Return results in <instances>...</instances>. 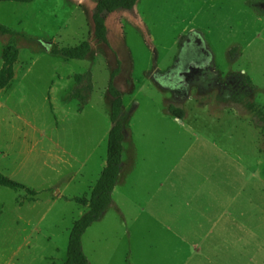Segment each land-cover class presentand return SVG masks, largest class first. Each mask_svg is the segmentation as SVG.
Masks as SVG:
<instances>
[{
    "label": "rangeland",
    "instance_id": "374dc122",
    "mask_svg": "<svg viewBox=\"0 0 264 264\" xmlns=\"http://www.w3.org/2000/svg\"><path fill=\"white\" fill-rule=\"evenodd\" d=\"M97 1L0 0V22L17 30L0 32V68L4 46L19 48L15 77L0 88V168L39 191L22 204L25 190L0 187V264L67 258L71 227L107 159L117 67L124 145L136 163L130 186L83 235L90 264H264V165L255 163L264 135L247 104L264 110V0H138L106 12L109 44L95 38ZM85 39L86 58L53 51ZM88 70L94 88L84 103L73 91ZM179 71L184 83L173 81ZM189 99L195 111L208 107L209 127L198 128L228 134L222 142L253 156L254 178L231 205L191 199L202 178L183 162L192 134L164 111ZM216 208L238 217L214 221Z\"/></svg>",
    "mask_w": 264,
    "mask_h": 264
},
{
    "label": "trees",
    "instance_id": "16d2710c",
    "mask_svg": "<svg viewBox=\"0 0 264 264\" xmlns=\"http://www.w3.org/2000/svg\"><path fill=\"white\" fill-rule=\"evenodd\" d=\"M18 2H30L33 0H13ZM138 0H98L94 11L95 38L98 42L110 43L108 25L106 21V12L117 11L121 9L134 8ZM0 32L4 34H15L16 29L0 22ZM93 49V43L89 39L81 41L75 46L55 47L53 51L67 58H86ZM19 57V48L15 43H8L3 48L4 63L0 68V88L10 84L15 77V63ZM171 68V67H170ZM120 67L112 72L108 91L113 96L111 104V121L113 125L109 130L107 159L102 172L92 188L88 209L73 223L68 243L67 258L62 264H90L89 258L83 248V235L88 227L102 218L113 201V191L119 180V175L123 162L125 122L122 119L124 108V98L121 90L115 85V76L119 73ZM250 81L249 77H245ZM75 79L79 83L73 91V96L86 103L94 88L93 74L90 70L77 73ZM250 115L264 135V110L256 102H247ZM168 111L183 118L186 109L183 106L170 103L167 105ZM8 186L15 190H25V194L20 201L35 200L39 194L34 189L22 181H19L0 168V187ZM1 213V211H0Z\"/></svg>",
    "mask_w": 264,
    "mask_h": 264
},
{
    "label": "crops",
    "instance_id": "0c3cea01",
    "mask_svg": "<svg viewBox=\"0 0 264 264\" xmlns=\"http://www.w3.org/2000/svg\"><path fill=\"white\" fill-rule=\"evenodd\" d=\"M185 104L186 107L184 108L186 109V117L182 119L180 118L182 121L181 125L189 128L188 133L192 134L193 139L191 145L186 150L183 162H186L192 169L202 174L200 187L197 189L198 192L195 195H192V198L191 196L188 198L201 199V197L209 195V197L218 202V204L229 203V205H231L233 202L238 200L240 192L244 190L254 178L253 156L249 161L247 156L246 158L243 157V155L239 153L240 151L238 152L236 150L235 146H232L229 142H222L226 136H228V134L216 133L211 132L210 130L198 128V123L201 121L202 124L207 125L204 119L201 118H205V115H208V113H205L206 109L208 110V107H197V110L195 111L190 99ZM165 105L166 108L164 111L171 114L167 109L168 104L165 103ZM127 108L128 107H126V109ZM226 110L237 113V111L231 110L229 108H226ZM129 112L130 111H128L127 114ZM194 116H196V118ZM129 117L130 115H127L126 118L128 119ZM178 117L179 116H174L175 119ZM186 118H189V122H187V120L185 121ZM130 137L131 133H128V141H130ZM131 145L132 144H129L128 146L124 145L125 148L123 152L122 167L119 180L115 186L113 194L118 192V190H120L122 187L130 186L131 184L130 177L134 171L136 163L134 151L132 150ZM259 152L260 153H257L256 155H263L262 151ZM255 163L257 164V167L259 165L263 166L264 155L260 156L259 159H256ZM114 203L115 202H113V204ZM211 209L212 207L210 209L207 208L206 211H211ZM227 216H232V218L238 217V215L233 211H220V209L217 210V208L216 210H212L211 218L214 219V221H221ZM245 223L247 225V222ZM247 229V226H245L244 231L247 232Z\"/></svg>",
    "mask_w": 264,
    "mask_h": 264
},
{
    "label": "flooded vegetation",
    "instance_id": "af4514ba",
    "mask_svg": "<svg viewBox=\"0 0 264 264\" xmlns=\"http://www.w3.org/2000/svg\"><path fill=\"white\" fill-rule=\"evenodd\" d=\"M182 76H184V72L183 71H179L177 73V75L175 76V78H173V81H176V83H184V81L182 80L183 78L180 79V77H182Z\"/></svg>",
    "mask_w": 264,
    "mask_h": 264
},
{
    "label": "water",
    "instance_id": "95a60500",
    "mask_svg": "<svg viewBox=\"0 0 264 264\" xmlns=\"http://www.w3.org/2000/svg\"><path fill=\"white\" fill-rule=\"evenodd\" d=\"M42 43L47 47V49H51L52 43L46 40H42Z\"/></svg>",
    "mask_w": 264,
    "mask_h": 264
}]
</instances>
